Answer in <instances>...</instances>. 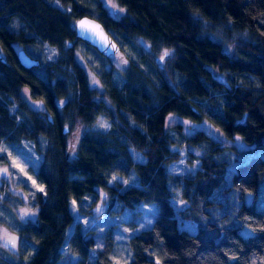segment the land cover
Listing matches in <instances>:
<instances>
[{"label": "trees", "instance_id": "16d2710c", "mask_svg": "<svg viewBox=\"0 0 264 264\" xmlns=\"http://www.w3.org/2000/svg\"><path fill=\"white\" fill-rule=\"evenodd\" d=\"M56 1L63 9L45 0H0V143L31 141L38 148L42 139L47 147L37 173L44 193L37 194L35 221L19 226L16 235L17 244L30 243L33 253L26 260L21 254L16 264H59L62 257L70 261L72 256L77 258L74 264H110L112 240L104 235L99 242L92 236L99 219L115 206L118 214L151 203L157 212L148 228L129 238L127 264H264V210L243 204L239 208L237 218L253 230L248 237L239 233L241 223L220 227L204 210L222 181L224 162L215 161L205 148L196 157L192 178L182 179L180 198L187 207L180 214L195 224L193 234L178 227L164 165L178 155L168 147L165 124L171 114L195 123L205 120L226 137L248 144L264 140V0H115L124 11L117 19L98 4L99 15L93 18L111 37L113 32L145 40L153 51L170 50L171 69L180 77L175 86L160 77L152 84L138 68H131L135 76L119 89L108 73L103 94L89 88L85 73L73 62L74 45L81 41L75 22L91 15L80 0ZM38 42L56 51V61L21 67L17 51ZM22 88L45 103L52 122L29 108ZM96 96L106 97L113 110L96 102ZM64 98L70 99L66 111L83 123L92 124L98 115L112 123L106 133L85 131L72 159L63 154L66 141L56 117V103ZM172 130L181 139L174 144H183L184 133L178 127ZM198 140L200 146L210 142L196 132L186 143L195 147ZM128 147L145 162H135ZM131 171L137 183L123 186L113 180ZM263 180L264 158L252 157L236 167L231 187L256 193ZM96 189L107 193L109 205L87 237L75 223L70 203L75 201L81 210L85 197H94ZM0 264L13 263L0 258Z\"/></svg>", "mask_w": 264, "mask_h": 264}, {"label": "rangeland", "instance_id": "374dc122", "mask_svg": "<svg viewBox=\"0 0 264 264\" xmlns=\"http://www.w3.org/2000/svg\"><path fill=\"white\" fill-rule=\"evenodd\" d=\"M45 1L55 7L63 9L56 0ZM80 4L86 7L87 12L92 17L99 15V11L96 8L98 4L104 8L110 17L117 19L124 14V11H121V7L118 8L115 0H80ZM112 5H115V7H112ZM110 34L120 46V50L116 53L115 59L112 56L109 58L102 57L93 47L86 45L82 41H78L74 45L75 52L73 62L85 73L86 82L91 90L99 94L105 93L103 79L104 75L108 73H110L109 77L113 85L119 89H124L130 76L134 75L131 74V68H138L139 72L148 79H151L150 83L152 84H155L159 77L167 80L174 86L180 83V77L171 69V64L169 63L172 56L170 50V55L161 61L160 57L166 49L153 51L145 40L126 38L114 34L113 32H110ZM226 48V52L231 54L233 50L232 45H228ZM20 49H24L29 56L39 60L40 66L54 63L58 55L55 50L40 42L33 46H21ZM121 58L127 60L128 64H121ZM37 71L42 73L41 70ZM93 76L99 81L98 85L92 84ZM214 77L218 81L226 84L221 74L214 72ZM227 88L230 87L227 85ZM21 96L29 108L37 111L38 114L43 117L51 116L45 103L41 100L32 99L28 89L22 88ZM95 100L96 102H104V104L113 110V107L106 97L96 96ZM61 101L64 102L62 105L60 104ZM69 102L70 99L64 98L56 103L58 109L56 117L58 121L61 122L66 141V148L63 154L72 159L76 156L79 142L85 131L106 133L111 130L112 123H109L103 116L98 115L92 124H85L77 117L75 118L72 111H66ZM37 104L41 105L42 111L37 110ZM207 110L217 113V111L212 109L207 108ZM101 120L109 124L110 127L107 129L100 127L98 121ZM17 121H21V118H17ZM178 124L180 125L178 126ZM175 127H178L179 130L184 133L185 140L181 145L174 144L176 142H181V139H178L176 133L172 130V128L175 129ZM165 129L168 134L167 141L171 143L168 146L170 151L177 152L179 155V157L177 155L174 159L176 161L164 164L166 173L169 176L168 189L171 195L170 201L175 210V217L178 220L179 229L192 234L196 232L193 222L181 219L180 213L187 207V204L180 198L182 192V187L180 186L181 183H183V177L189 178L191 174L194 175L193 173H195L198 165L196 157L207 149L208 154L215 157V161L219 159V163L224 162L225 164L224 172L221 176L222 181L210 198L211 204L205 206L204 210L210 215V219L216 221L220 227H239L241 223L242 225L239 228V233L245 237L252 235L253 230L243 224L242 219L237 218V214L242 204L246 206L253 205L258 210H264V180L256 193H240L231 187V183L232 176L237 166L247 162L252 157L264 158V140L260 145L248 144L241 139H237L236 136L230 138L226 137L220 130L213 127L205 120H200V122L195 123L173 114L166 117ZM196 132H203L209 138L210 142L208 146H200L203 144L200 143V140H198V144H195V147L186 143V138H192L195 136ZM217 137L219 139H217ZM73 145H75V148L72 147ZM0 147L6 148V152L0 153V155L7 156L8 153H11L12 157L16 158L25 168L28 175L36 181V185L41 186L37 181V173L43 159L42 152L47 149L46 141L39 139L38 148L35 143L31 141H21L19 143L2 141ZM216 148L221 149L215 151L214 149ZM127 149L135 162H145L144 157L140 153L136 152L131 147ZM167 161H169L168 158ZM4 163H10V161L0 162V167H3ZM10 171L17 174L10 178L7 183H4L3 186H0V228H6L10 235L17 238L16 235H18L17 230L19 226L27 222L33 223L35 221L38 209L36 206L37 194L43 195L44 191H39L38 188L32 184V181L28 180L27 176L19 173L18 170L10 169ZM115 178L116 179L113 180L123 186L137 183V178L132 171L129 172L125 178L116 176ZM113 180L110 181L109 185L113 183ZM22 181H27L26 186ZM93 200H95V202H93ZM108 205L109 196L102 189H96L94 197L93 195L86 196L81 204V210L76 203H70V209L75 223L80 225L85 236L88 237L91 234L96 217L107 211ZM98 208L100 209L99 212L97 211ZM23 210H29L30 214L23 215ZM116 210L117 206L113 207V211L105 216L104 219H99L96 224L97 229L92 233V236L97 241L102 242L104 235H107V238L109 237L114 245L109 257L110 264H113V257L120 259L123 264L125 261L128 263L131 258V253L128 248L129 238L152 224L153 216L157 212V205L156 203L140 204L134 210H125L118 214ZM31 213H34V215H31ZM70 231L71 230H69L68 234ZM0 243H3V241H0ZM29 248L32 250L30 243L25 244L23 242H21V246L17 244V247L14 249L11 246L0 247V258L9 263L16 264L17 261H20L21 254L25 257V260L31 256L33 250L31 252ZM65 253L66 248H63L62 254ZM76 260L77 258L75 256H72L70 261L66 257H62L59 264H74Z\"/></svg>", "mask_w": 264, "mask_h": 264}, {"label": "snow or ice", "instance_id": "6c2138e0", "mask_svg": "<svg viewBox=\"0 0 264 264\" xmlns=\"http://www.w3.org/2000/svg\"><path fill=\"white\" fill-rule=\"evenodd\" d=\"M112 7H115V5H112ZM79 27L81 29V32L79 33L80 35H86L88 33H93L94 35L91 38L94 40V42L98 38L99 47L104 49L108 53V55L112 56L115 59L116 45L108 41V38L105 37L103 33L99 30V26L90 24L86 20H82L79 22ZM169 55H170L169 50L167 49L164 50V52L162 53L160 57V60L163 61L165 57H168ZM120 63L127 65L128 61L121 58ZM92 84L93 85L99 84V81H97L94 76L92 78ZM63 103H64L63 101L60 102L61 105ZM36 108L37 110H41V111L43 110L41 108V105L39 104L36 105ZM98 124L100 127H103L105 129L110 127L109 124H107L106 122L102 120L98 121ZM217 139L219 138L217 137ZM237 139H239V137H237ZM72 147L75 148V145H73ZM4 152H6V148L0 147V153H4ZM4 161H10V163H4L3 167H0V186H3L4 183H7L10 178L14 177L17 174L15 172L10 171V169H16L18 170L19 173L23 174L24 176H27V179L31 180L32 184L36 186L39 191L41 192L44 191L42 186L36 185V181L33 180L32 177L28 175V173L25 171V168L21 165V163L17 161L16 158L12 157L11 153H8L7 156L0 155V162H4ZM113 179H116V178L114 177ZM22 183H24L26 186L27 181H22ZM73 204H75V201H73ZM97 211L99 212L100 209L98 208ZM29 214H30L29 210H23V215H29ZM31 215H34V213H31ZM261 230H264V229H261ZM0 241H3V243H0V247H8V246H11L12 248L17 247V238L13 235H10L6 228H0ZM113 264H122V262L120 259L113 257ZM123 264H127V262L125 261L123 262Z\"/></svg>", "mask_w": 264, "mask_h": 264}, {"label": "water", "instance_id": "95a60500", "mask_svg": "<svg viewBox=\"0 0 264 264\" xmlns=\"http://www.w3.org/2000/svg\"><path fill=\"white\" fill-rule=\"evenodd\" d=\"M82 20H86L90 24L99 26V30L103 33V35L105 37L108 38V41L110 43L116 45V53L119 51V49H120L119 44L108 34V32L104 29L102 24L91 16L81 17V18L77 19V21L75 22V33H76V37L78 39H80L86 45L93 47L102 57H104V58L110 57V55H108V53L104 49L99 47L98 38L96 39L95 42L91 38L94 35L93 33H88L86 35H80L79 34L81 32V29L79 27V22ZM16 56H17V60H18L19 65L25 69H33V68H36L39 66V61L37 59H34L31 56H29L24 49L18 50ZM64 132H65V130H64Z\"/></svg>", "mask_w": 264, "mask_h": 264}, {"label": "flooded vegetation", "instance_id": "af4514ba", "mask_svg": "<svg viewBox=\"0 0 264 264\" xmlns=\"http://www.w3.org/2000/svg\"><path fill=\"white\" fill-rule=\"evenodd\" d=\"M108 58H109V57H108ZM48 119H49V121H50V122H52V119H51V117H48Z\"/></svg>", "mask_w": 264, "mask_h": 264}]
</instances>
